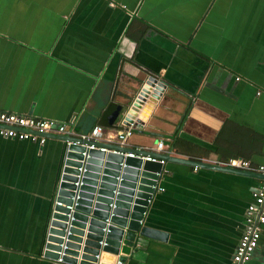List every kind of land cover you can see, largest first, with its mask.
<instances>
[{
    "label": "crops",
    "instance_id": "1",
    "mask_svg": "<svg viewBox=\"0 0 264 264\" xmlns=\"http://www.w3.org/2000/svg\"><path fill=\"white\" fill-rule=\"evenodd\" d=\"M149 73L175 91L124 146L160 140L162 154L214 166L165 162L136 241L116 257L229 264L260 178L227 159L264 165V0H0V110L86 134ZM116 131L101 127L99 142L117 143ZM63 147L0 137V264H53L41 253ZM246 264H264V225Z\"/></svg>",
    "mask_w": 264,
    "mask_h": 264
},
{
    "label": "water",
    "instance_id": "2",
    "mask_svg": "<svg viewBox=\"0 0 264 264\" xmlns=\"http://www.w3.org/2000/svg\"><path fill=\"white\" fill-rule=\"evenodd\" d=\"M166 88L175 91L171 84L158 79L154 74L134 78L119 95V101L106 105L101 117L103 121L98 126L116 128L117 131L130 128L131 134L140 133L143 129L150 132L143 123ZM168 101V96L163 98L159 103L160 108H169ZM160 112L157 111L154 116H160ZM116 122L119 125L116 126ZM44 136L68 140L70 143L62 151L53 197L55 203L51 219L48 220V234L42 256L47 259L56 258L59 244L63 243L61 258L69 264H94L97 261L96 255L98 264H124V259L116 256L122 252L123 246L136 241L148 209L147 200L152 199L160 177L158 174L164 166L159 162L142 160V156L162 159L164 163L175 161L192 166H214L160 152L129 148L124 144L93 142L57 134ZM85 145L93 147L86 149ZM83 151L86 157L81 164ZM81 166L83 170L79 172L77 168ZM227 168L235 170L231 166ZM245 174L262 177L258 173ZM77 181L79 184L75 185ZM94 192L96 195H93ZM74 196L72 203L71 198ZM67 206H71V209Z\"/></svg>",
    "mask_w": 264,
    "mask_h": 264
},
{
    "label": "built area",
    "instance_id": "3",
    "mask_svg": "<svg viewBox=\"0 0 264 264\" xmlns=\"http://www.w3.org/2000/svg\"><path fill=\"white\" fill-rule=\"evenodd\" d=\"M101 133V127L98 125H94L90 128L88 133L81 135H73L71 129L68 128L67 123L58 122L50 118H40L34 117L30 115H24L16 112L4 111L0 110V137L14 140H29L32 142H36L38 145L44 143L46 137L44 134H57L63 135L66 137L73 136L80 139H85L87 141H99ZM131 135L130 128H126L125 130L116 131L115 139L117 144L122 145L125 139ZM64 147H66L70 141L62 140ZM92 145H85V148H92ZM163 147V142L156 141L152 152H160ZM103 149V148H99ZM135 149H141L140 147ZM123 155L135 156L132 153H124ZM82 159L81 164L84 162V158L86 157V152H81ZM142 160H149L159 162L164 164L162 159H157L151 156H142ZM227 165L248 171H254L260 174L262 177L260 178V182L256 187L255 192L252 194V200L249 201L244 209L243 219H242V228L240 231V235L238 237L237 243L232 251L229 264H246V262L252 257L254 250L258 246V239L260 235V231L262 226L264 225V165H255L250 163L247 159L240 158L238 156H232L227 159ZM79 172L83 170L82 166L77 168ZM163 173V169L160 174ZM79 177V176H78ZM75 185L79 184V181L74 183ZM156 185V190H160ZM76 196L72 197V203L74 202ZM148 201V208L151 206V200ZM55 202H52V206ZM52 206L51 211L52 212ZM71 209V206H67ZM49 219L50 216H49ZM70 219V218H69ZM67 233V232H66ZM48 234V225L46 229L44 244L46 242V236ZM102 243V242H101ZM43 244L42 253L45 249ZM59 250L56 251L57 257L54 259H49L53 264H69L62 260L64 249L63 243L59 244ZM41 253V254H42ZM97 261L94 264H98V255L95 256ZM119 263V261H117ZM77 264V263H76Z\"/></svg>",
    "mask_w": 264,
    "mask_h": 264
}]
</instances>
